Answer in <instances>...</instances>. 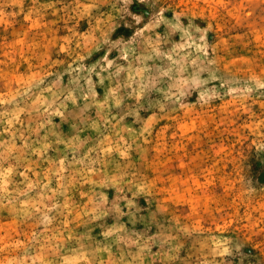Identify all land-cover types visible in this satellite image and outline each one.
<instances>
[{"label":"rangeland","instance_id":"374dc122","mask_svg":"<svg viewBox=\"0 0 264 264\" xmlns=\"http://www.w3.org/2000/svg\"><path fill=\"white\" fill-rule=\"evenodd\" d=\"M0 264H264V0H0Z\"/></svg>","mask_w":264,"mask_h":264}]
</instances>
